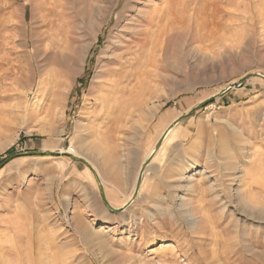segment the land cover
<instances>
[{
  "label": "rangeland",
  "instance_id": "374dc122",
  "mask_svg": "<svg viewBox=\"0 0 264 264\" xmlns=\"http://www.w3.org/2000/svg\"><path fill=\"white\" fill-rule=\"evenodd\" d=\"M133 1L57 0L41 22L36 0H0V163L18 155L0 169V264H264V81L222 93L264 76V0H175L176 34L108 75ZM203 102L120 214L63 154L118 208Z\"/></svg>",
  "mask_w": 264,
  "mask_h": 264
},
{
  "label": "bare ground",
  "instance_id": "6f19581e",
  "mask_svg": "<svg viewBox=\"0 0 264 264\" xmlns=\"http://www.w3.org/2000/svg\"><path fill=\"white\" fill-rule=\"evenodd\" d=\"M155 1H157V0H141V1L140 0H134L132 2L133 4L130 7H127L129 12L132 14H135V16H133V17L131 16V18H133V19L128 21L129 22L128 24H130V26H126V28H124V30H123L124 32L120 31L119 35H117L120 37V41H119L120 44L117 48H119V50H121V47H122V51L116 57V59H115L116 63H114V64L111 63V64H113L112 66H114V67H110V66L108 67L107 72H106L108 75L116 74L124 65H128L127 66V67H129L128 69H131L133 66L135 67V65L137 66L138 64H141L140 58L143 56V54H146L147 56L152 55L155 52V50L157 48H159V46L161 47L162 45H164V43L169 41L176 34L175 33L176 32L175 29L177 27L176 24H181V25L183 24L181 22V19L183 17L178 18L175 11L173 10L175 0H160L161 4H159V5H157L156 3H153ZM36 2H37V6H38L39 17L41 18V22H43V20L49 16L50 7H52L51 3L56 4L57 0H51V1L36 0ZM143 2L148 3V6L143 5ZM57 3L60 4L61 2L58 1ZM139 5H142L143 8L137 9ZM123 6L126 8V6H127L126 2L124 3ZM129 16L130 15H128L126 17L129 18ZM128 18H126V19H128ZM26 44L28 47V43H26ZM145 59H146V57H145ZM128 71H130V70H128ZM120 73L121 72H119V74ZM135 74H133V75H135ZM126 78H127V76H126ZM129 82L131 83V80H124L122 82H113V81L106 82V83H102L101 88H103V89L109 88V90L116 89L117 92H123L125 88L122 87L120 85V83H129ZM171 132H172V128L171 129L166 128L165 131L161 134V136L163 134H166L164 141L167 139L168 135ZM153 151H154V147H152L150 149V152H149L147 158L152 154ZM66 153L70 154L69 151H66ZM72 156L77 157V158H81L80 155L75 154V153H73ZM91 167L93 168L92 165H91ZM147 167L144 169L143 174H145L147 172ZM93 170H94V168H93ZM241 173L242 172H240V170H237V172H234L231 175V177L235 181L239 180L242 177V176H240V175H242ZM133 191H134V189H133ZM234 195H235V193H234ZM131 196H132V194H131ZM130 198H129V200H130ZM75 227L77 228L79 234L83 233L81 225L75 226ZM36 239H37V237H36ZM33 242H34V240L32 239V243ZM186 242H185V244H186ZM33 246L35 247V245H32V248H33ZM29 256H31V255H29Z\"/></svg>",
  "mask_w": 264,
  "mask_h": 264
},
{
  "label": "water",
  "instance_id": "95a60500",
  "mask_svg": "<svg viewBox=\"0 0 264 264\" xmlns=\"http://www.w3.org/2000/svg\"><path fill=\"white\" fill-rule=\"evenodd\" d=\"M252 77H257L261 80L264 81V76L260 75V74H249L246 75L242 78H240L237 82L232 83L231 85H229L227 88H225L222 93H224L225 91L232 89V88H238L240 87L247 79L252 78ZM209 101V100H208ZM207 102V101H206ZM206 102L200 103L199 105H197L196 107L192 108L191 110H189L187 113H185L184 115L180 116L179 118H177L176 120H174L167 128L171 129L174 128L178 123H180L181 121H183L184 119L188 118L189 116H191V114L195 111H198L199 109H201L202 107H204V104ZM166 134H163L156 142L155 147H154V151L152 152V154L143 162L141 168L138 171L137 174V178H136V183H135V188L134 191L132 193V196L130 198L129 201H127L122 207L120 208H113L109 202L107 201L105 194H104V190H103V186L100 183L98 177L96 176L93 168L91 167V165L89 163H87L83 158H77L74 157L72 155H69L67 153H63L64 155H68L70 156L73 160L81 162L82 164H84L94 175H95V179L97 181V183L99 184V192H100V196L101 199L104 203V205L106 206L107 210L112 213V214H120L122 212H124L130 205L131 203H133V201L137 198L138 193H139V189H140V185L142 182V178H143V173H144V169L151 163L155 153L161 148L164 138H165ZM41 155V154H47L50 156H55L58 155V153L55 152H32V153H27L25 155ZM18 155H12L9 158H7L6 160H4L3 162L0 163V169L7 163L10 161V159H13L15 157H17Z\"/></svg>",
  "mask_w": 264,
  "mask_h": 264
},
{
  "label": "crops",
  "instance_id": "0c3cea01",
  "mask_svg": "<svg viewBox=\"0 0 264 264\" xmlns=\"http://www.w3.org/2000/svg\"><path fill=\"white\" fill-rule=\"evenodd\" d=\"M128 200H129V199H127V200L125 201V203H126ZM125 203H124V204H125ZM124 204H122V205H121V206H119L118 208L122 207Z\"/></svg>",
  "mask_w": 264,
  "mask_h": 264
}]
</instances>
